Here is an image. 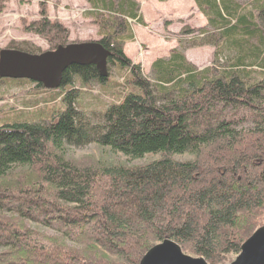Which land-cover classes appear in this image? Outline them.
Listing matches in <instances>:
<instances>
[{
	"label": "trees",
	"instance_id": "trees-1",
	"mask_svg": "<svg viewBox=\"0 0 264 264\" xmlns=\"http://www.w3.org/2000/svg\"><path fill=\"white\" fill-rule=\"evenodd\" d=\"M85 1L121 99L97 119L80 110L74 84L107 78L93 65L73 64L61 77L60 86H73L60 97L63 110L49 120L0 124V264H138L164 239L208 264L227 262L264 225V0H193L206 25L184 32L215 34L213 61L199 68L171 49L152 61V82L123 53L133 41L126 20L144 25L138 3ZM47 13L39 2L22 28L51 50L66 45L69 33ZM220 42L234 52L224 65ZM90 143L132 160L159 157L92 168L58 155ZM182 154L190 158H173ZM24 167L29 172L17 171Z\"/></svg>",
	"mask_w": 264,
	"mask_h": 264
},
{
	"label": "rangeland",
	"instance_id": "rangeland-1",
	"mask_svg": "<svg viewBox=\"0 0 264 264\" xmlns=\"http://www.w3.org/2000/svg\"><path fill=\"white\" fill-rule=\"evenodd\" d=\"M135 1L140 6L139 13L144 25L126 20L133 34V42L125 44L124 50L127 53L125 55H128L127 57L131 61L140 65L142 74L149 81H154L150 69L152 61L168 57L172 48L184 53L187 60L197 67H204L212 63L214 47L211 44H217L214 39L216 38L215 34H210V37L203 35L196 38V33L184 32L186 28L192 29L205 24V20L193 0ZM39 2L45 4L48 11L47 16L50 19L62 21L67 26L69 33L67 43L99 39L97 25L93 24L90 16L84 15L85 11H91L85 0H29V2L0 0V49L18 50L9 47L10 44H14L37 48L38 52L36 53L47 50V44L42 38L26 33L22 28L23 21L31 22L36 18ZM27 24L25 23L24 27ZM221 43V52L217 54L219 55L218 64L224 65L232 61L234 52L228 48L223 49ZM107 73V80L103 83H85L81 86L74 84V87L79 91L73 104L95 119L100 116L107 105L117 104L121 99L117 97L123 87L118 83L120 78L114 75L112 67H108ZM123 83L125 85L124 80ZM72 88L73 86L69 84L56 88H45L34 85L32 81L16 78L2 79L0 80V116L5 119H0V124L9 119L49 120L52 114L65 108V103L60 100V97L66 90ZM129 90L128 86L124 88L125 92ZM58 155H62L77 166L92 168L105 165L134 167L159 157L158 154H145L141 158L132 160L119 152L111 151L108 147H102L95 143L82 147L67 146L62 151H58ZM173 158L186 160L190 157L188 154H182L175 155ZM24 168H18L20 170L17 169V171L29 172V169ZM38 228L47 235L54 234L51 229L41 226ZM179 247L181 248L180 245ZM183 252L191 257H198L188 251ZM235 257L236 255L232 254L223 264L231 262Z\"/></svg>",
	"mask_w": 264,
	"mask_h": 264
},
{
	"label": "water",
	"instance_id": "water-1",
	"mask_svg": "<svg viewBox=\"0 0 264 264\" xmlns=\"http://www.w3.org/2000/svg\"><path fill=\"white\" fill-rule=\"evenodd\" d=\"M109 51L98 42L68 43L53 50L31 54L19 50H0V78L28 79L45 88H56L63 71L70 65H93L100 77L107 76ZM138 264H208L202 257L185 254L179 245L164 239L151 246ZM227 264H264V225L255 229Z\"/></svg>",
	"mask_w": 264,
	"mask_h": 264
}]
</instances>
